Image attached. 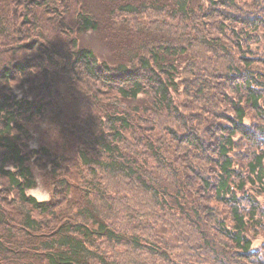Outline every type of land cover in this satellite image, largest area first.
Wrapping results in <instances>:
<instances>
[{
  "label": "trees",
  "instance_id": "16d2710c",
  "mask_svg": "<svg viewBox=\"0 0 264 264\" xmlns=\"http://www.w3.org/2000/svg\"><path fill=\"white\" fill-rule=\"evenodd\" d=\"M154 16L166 18L153 25ZM208 17L217 35L203 44L220 63L209 61L210 76L222 83L224 100L230 98L225 86L245 96L231 102L234 115L224 117L225 129L184 133L191 158L175 181L161 185L158 173L125 147L132 137L144 143L159 171L171 161L156 133L140 138L136 128L143 125L136 121L149 113L140 102L150 97L155 113H175L171 94L180 91L188 54L164 25ZM186 32V51L202 44ZM88 33L107 46V55L85 41ZM190 56L198 64L201 56ZM257 63L260 72L252 69ZM241 102L264 109V0H0V264H194L165 245L173 241L171 229L157 213L170 203L180 210V231L191 228L199 237L206 264H264V241L254 248L251 235L264 236V127L244 124ZM162 131L179 140L172 128ZM238 150L246 157L240 169ZM74 168L85 172L79 183ZM98 168L127 181L136 195L108 200L107 191L87 188L86 173ZM38 173L52 188L50 201L26 195ZM196 187L210 192L208 205L192 206ZM136 189L153 218L137 212L146 209L136 208ZM145 227L151 232L143 233ZM120 247L136 255L126 261Z\"/></svg>",
  "mask_w": 264,
  "mask_h": 264
},
{
  "label": "rangeland",
  "instance_id": "374dc122",
  "mask_svg": "<svg viewBox=\"0 0 264 264\" xmlns=\"http://www.w3.org/2000/svg\"><path fill=\"white\" fill-rule=\"evenodd\" d=\"M165 18L166 17H162L160 21L164 20ZM151 19L154 20L152 22L153 25H156L155 22H160L156 20V16L152 17ZM164 26L167 31V36L169 40L176 42L178 49H184V54H188L183 57V70L182 73L179 75L180 91L178 93L171 94L173 97V104L176 105L175 113L170 114L163 110L162 113L157 114L155 113L157 112V110L154 109L153 111L152 109L151 98L143 97L140 102V107L143 108L145 105L149 113L141 114L138 116L136 125H143V128L136 129L139 131L140 135H143V137L141 136L140 138L156 139V135L160 137L162 141V143L160 144H163L162 150H166L165 152L171 157V161L162 165L159 171V165H155V161L149 157L146 151L147 148L144 143H138V141L135 140L136 138L132 137L130 140H134L133 143H128L125 147L127 152H131V155L129 156L133 160L140 159L146 164L145 166L149 169V171L158 173L157 178L161 182V185H166L171 181H175L177 171H183L184 166L189 162V159L191 158V155H189L188 145L192 143H185L186 141H188V137H186L184 133H189L191 129H200L201 132L208 134L219 130L221 126V130L225 129L226 126L229 125V123L224 120V117H226V115H234V108L232 107L231 102L233 100L237 102L245 96L244 94H239L236 92V90H231L227 86H225V88H223V91L225 95L227 94L230 98L229 101L224 100L219 93L222 87V83L213 80L210 76L209 61L213 62L215 65H220V63L216 64L215 54L210 53L203 44L204 39L215 38L217 35L216 24L215 22H213L212 19H210V17L199 18L198 20H196V22L193 23L181 20L179 21L178 19L168 20L166 22V25ZM186 30H192L193 33H196L193 35V37L198 38L199 40H201L200 42L202 43L201 45L192 47L190 51H186L187 44L184 40L187 33ZM86 38L87 39H85V41L91 44L92 47H94L98 53L102 55H107L109 49L107 48V46L105 48L100 38H98L94 34L89 33L86 35ZM191 54L201 56L198 64H196L194 58L190 56ZM252 69L255 72H260L261 70H263V66L257 63L252 66ZM184 91L186 92V94H184ZM142 100L146 102L143 103ZM241 103L243 106H245L248 115V117L245 119L244 124L252 126L253 128L262 129L264 127V109L260 108L254 110L251 106L244 105V102ZM212 125L215 130H209ZM165 128H172L173 130L177 131L179 140L173 141L170 138H166L163 135L164 132L162 131ZM221 132L222 131H218L217 133L220 134ZM37 138L38 134L36 136L35 141L31 143L32 146L38 145ZM214 139L215 143H217L216 136L214 137ZM158 144L159 143H154L155 146H157ZM209 144L212 143H206V146H209ZM191 149L193 150V147ZM236 155L239 164L238 169H240L245 163V152H243L242 150H238V153ZM210 162L211 161H208V163L205 160L202 161L203 164H208L210 167H213L214 162ZM73 171L78 173V176L74 177V180L76 183H79L80 177L85 174V172H80L77 170V168H74ZM209 173L212 174L213 169L210 170ZM41 174L42 173L37 174L38 180L42 181L44 185L49 189H52L41 178ZM210 174H207V176H210ZM86 175L88 177L87 188H100L102 190L107 191L108 195L106 198L108 200L115 193L117 194V196H120L126 192L130 193V195H136V192L131 191L127 181L122 184L105 170L98 168L96 173L90 175L86 173ZM183 178L184 177H182L180 171L178 179L184 180ZM185 180L187 181V179ZM82 185H86L85 180L82 182ZM136 191L140 195L139 190L136 189ZM147 195L150 196L149 194ZM204 195H207V198L209 197L213 200V197L211 196L209 191L202 192L196 187L195 192H192L190 198L197 202L193 203L192 206L200 202L203 206L208 205V203L206 202V197H204ZM127 197L130 198V196ZM137 199L139 200V205L136 208L144 207L146 209V206L144 205L145 199L141 195L138 196ZM191 204L182 207V209L184 210L186 208H189ZM216 206H218V209H220L218 204H216ZM98 208L102 209L103 212H107L109 214H113L115 212V206H112L111 210H107L105 204H99ZM220 211L221 216L224 217L225 214L221 209ZM137 212L148 218H153L152 211H149L147 209L137 210ZM157 214L159 215V217L166 220L170 225L171 234L169 235L170 239H173V241H167V243L165 244L166 246L174 247V251L176 253L183 254L182 258L185 262L193 261L194 264H206L210 262V260L206 256L202 255V252L200 250L201 241L197 234L194 233L191 228L185 229L184 231H180L178 221L181 219L180 210H172V203H170L167 211L159 212ZM122 224L127 225L128 221L124 220L122 221ZM142 232L148 234L151 231L148 227H145L143 228ZM251 235L253 239L258 236H263L262 233H252ZM175 238L187 245H177L175 243ZM118 252H120L121 256L124 257L126 261L130 260V258H133V256L136 255H133L134 252H131L129 249L122 247H120ZM145 256L149 258V261L152 260V257H149L147 255ZM172 256L174 259H176V257H174L176 255L173 254ZM176 260L179 261L178 259ZM156 262L162 264L157 259H155V262H153V264H156ZM218 263H220V261H218Z\"/></svg>",
  "mask_w": 264,
  "mask_h": 264
},
{
  "label": "clouds",
  "instance_id": "9594fccd",
  "mask_svg": "<svg viewBox=\"0 0 264 264\" xmlns=\"http://www.w3.org/2000/svg\"><path fill=\"white\" fill-rule=\"evenodd\" d=\"M9 167L11 168V166ZM26 195L31 196L39 203L51 200L53 192L51 189L46 187L42 181L37 180V183L34 187H30L26 190ZM262 241H264V236H258L253 240V243L254 245H259Z\"/></svg>",
  "mask_w": 264,
  "mask_h": 264
}]
</instances>
